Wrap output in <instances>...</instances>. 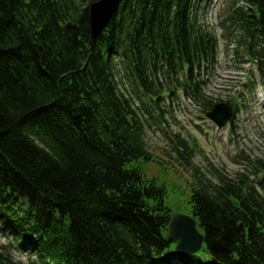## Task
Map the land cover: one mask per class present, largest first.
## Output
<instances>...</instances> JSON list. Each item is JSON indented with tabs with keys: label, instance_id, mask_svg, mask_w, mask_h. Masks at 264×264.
I'll return each mask as SVG.
<instances>
[{
	"label": "trees",
	"instance_id": "16d2710c",
	"mask_svg": "<svg viewBox=\"0 0 264 264\" xmlns=\"http://www.w3.org/2000/svg\"><path fill=\"white\" fill-rule=\"evenodd\" d=\"M93 1L0 0L1 230L33 251L30 264H264V153L208 178L174 134L194 178L183 208L203 234L188 255L167 233L178 204L138 165L154 159L138 104L161 117L178 92L204 113L221 100L199 75L218 38L197 22L198 0H119L90 40ZM245 2L229 5L221 25L264 89V0ZM254 75L241 95H254ZM9 246L0 244V264H24Z\"/></svg>",
	"mask_w": 264,
	"mask_h": 264
},
{
	"label": "rangeland",
	"instance_id": "374dc122",
	"mask_svg": "<svg viewBox=\"0 0 264 264\" xmlns=\"http://www.w3.org/2000/svg\"><path fill=\"white\" fill-rule=\"evenodd\" d=\"M233 2L238 6L248 7L245 0H198L196 9L197 22L214 32L218 38L215 61L210 64L202 62L201 66L203 74L200 76L204 75L205 92L214 98H220V101L229 98L233 104L235 99L240 103L232 119V131L231 122L226 127L217 129L204 112L185 100L180 92L177 93V100L165 98V110L161 117L154 114L151 116L144 111L142 104H138L144 119L145 139L154 157L153 161L139 160L138 165L146 177L155 178L166 185L168 200L178 204L173 207V212L186 213L183 203L191 191L194 179L192 169L172 148L175 133H181L188 144L193 145L195 153L190 163L198 166L208 178L212 176L213 167L233 174L243 169L244 156L256 157L264 153V89L258 83L259 77L254 64L244 55L241 46L238 48L240 56L236 57V43L232 38L229 41L224 37L221 25L226 9ZM205 67L208 72L204 70ZM250 69L257 82L254 95L248 92L241 95ZM117 77H121L126 86V89L121 88L137 101L122 74ZM258 190L264 194V188L259 187ZM12 235L10 231L1 230L0 221V244L10 243V254L18 261L30 264V259H35V254L28 247H22ZM169 257L172 261L176 259L175 254H170Z\"/></svg>",
	"mask_w": 264,
	"mask_h": 264
},
{
	"label": "water",
	"instance_id": "95a60500",
	"mask_svg": "<svg viewBox=\"0 0 264 264\" xmlns=\"http://www.w3.org/2000/svg\"><path fill=\"white\" fill-rule=\"evenodd\" d=\"M119 0H95L88 5L90 40L98 37L116 10ZM74 27V23L69 22ZM234 106L230 99L215 102L204 115L218 129H222L233 118ZM168 236L175 240L174 249L179 254H193L201 249L203 234L197 229L190 214L173 212L167 225Z\"/></svg>",
	"mask_w": 264,
	"mask_h": 264
},
{
	"label": "bare ground",
	"instance_id": "6f19581e",
	"mask_svg": "<svg viewBox=\"0 0 264 264\" xmlns=\"http://www.w3.org/2000/svg\"><path fill=\"white\" fill-rule=\"evenodd\" d=\"M205 63H209L210 64L209 60L205 61ZM206 67L208 68V66H206ZM206 67L204 68V70L206 69Z\"/></svg>",
	"mask_w": 264,
	"mask_h": 264
}]
</instances>
